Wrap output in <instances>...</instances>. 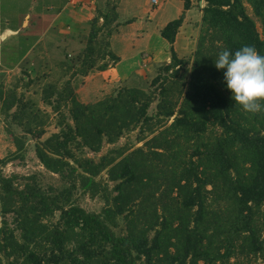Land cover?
<instances>
[{
	"label": "trees",
	"instance_id": "obj_1",
	"mask_svg": "<svg viewBox=\"0 0 264 264\" xmlns=\"http://www.w3.org/2000/svg\"><path fill=\"white\" fill-rule=\"evenodd\" d=\"M247 1L264 33V0ZM184 2L186 8L192 3ZM106 9L93 16L77 60L68 58L66 68L65 59L60 62L64 76L70 73L63 85L49 82L43 88L44 102L59 114L58 131L42 138L40 108L14 92L4 103L5 112L37 138L42 164L65 184L46 188L36 174L8 176L0 168V264L4 257L7 264H215L238 248L263 254L264 113H247L235 104L224 70L214 65L225 48L251 45L264 55V35L245 0H206L204 32L191 66L172 45L171 60L158 67L149 88L121 85L86 102L78 97L75 77L120 58L110 47L117 4L108 1ZM183 21L184 13L169 20L162 36L173 43ZM103 30L107 38L100 37ZM155 101L156 110L149 112ZM136 127L144 141L129 151L114 148L99 159L77 152H99L105 141L116 142ZM212 127L216 133L208 138ZM8 131L16 149L0 155V165L23 157L27 148L25 134L10 126ZM19 177L24 185L16 183ZM78 188L102 195V209L77 203ZM56 212L59 218L49 220ZM7 213H13L14 226L3 218ZM120 216L126 221L123 233L114 229Z\"/></svg>",
	"mask_w": 264,
	"mask_h": 264
},
{
	"label": "crops",
	"instance_id": "obj_2",
	"mask_svg": "<svg viewBox=\"0 0 264 264\" xmlns=\"http://www.w3.org/2000/svg\"><path fill=\"white\" fill-rule=\"evenodd\" d=\"M191 1L190 7L186 8L184 0H158L157 3L152 0H115L119 16L110 36V47L120 58L105 69L77 75L83 79V84L75 85L78 97L86 102L95 101L121 85L136 86L131 84L138 81L137 78L147 81L155 76L158 67L171 60V46L174 45L179 53L186 49L184 44L191 43L188 35L197 28V22L202 21L206 0H198V10H195L196 1ZM37 4L38 0H0L1 68L14 70L26 63L35 72L47 64L54 70L60 69L64 54L59 49L69 43L76 51L83 33L88 37L94 7H101L94 6L95 0H39ZM182 13L184 21L171 43L162 36L161 28ZM29 37L32 38L26 39ZM10 39L13 43L17 39L16 42L26 44L23 48L15 44L19 51L22 50L16 59L4 51V44ZM50 50L56 52L53 57L49 56ZM68 51L71 54V50Z\"/></svg>",
	"mask_w": 264,
	"mask_h": 264
},
{
	"label": "rangeland",
	"instance_id": "obj_3",
	"mask_svg": "<svg viewBox=\"0 0 264 264\" xmlns=\"http://www.w3.org/2000/svg\"><path fill=\"white\" fill-rule=\"evenodd\" d=\"M109 1L110 4L116 3L115 0H95V5H101L100 8L94 7V14H92L91 19L93 16H95L99 11H106L107 9V2ZM196 1L195 10L199 9L198 0ZM245 4L247 6L248 12L255 18L257 26L261 33H263L262 28V22L261 19L255 15L252 6L250 3L245 0ZM39 5V0L38 4ZM157 7V5H155ZM35 12V11H33ZM175 12V9L171 12L170 15H172ZM176 15V14H175ZM196 18V17H194ZM100 22H102V18L100 19ZM197 22V28L191 30L190 34L188 35V39L191 40V43H188L186 46V49L180 50L181 52L178 54L180 56H184L189 58V66H191L193 57L195 54V50L198 47V43L200 40V35L204 32V27H202V22L199 24ZM91 28V22L89 24V30ZM105 30L100 32V37H106L107 35L104 33ZM264 35V33H263ZM20 36V35H19ZM17 36V37H19ZM22 36V35H21ZM32 37L26 38L31 39ZM17 39H15L14 43L12 39L9 41H6L4 44V51L10 53V58L16 59L22 52L18 50V47H16L15 44H20L21 47H25L26 44H21L16 42ZM87 37L86 34L83 33L82 36V45L78 44V47L75 49L76 51L72 50L73 46L71 44H64L60 49L59 52L64 56L62 57L65 59V68L68 67V58L73 61L77 60V56L80 52L84 51V48L86 46ZM182 46V48H185ZM57 50V48H54ZM71 50V54H69ZM161 49V47H160ZM12 53V54H11ZM14 53V55H13ZM49 56H54L56 52L48 51ZM48 55V54H46ZM163 55V54H162ZM149 56V54H148ZM108 60L110 57H106ZM102 62V61H101ZM112 62L111 59H109V63ZM47 63V62H46ZM51 65L47 64L44 66V69H40L39 71L31 70V66L26 65V63H23L21 67H18L14 70H6L0 67V155L1 156H11L10 154L16 149V144L14 141L13 135L8 131L9 126L13 128L19 135L25 134L26 136V150L24 152L23 157H12L3 165H0V168L5 175H12V174H19L20 176L23 175H29V174H36L37 179L39 180L40 184H42L43 187H49L50 185H53L56 189H61L63 185L65 184V179L58 173L52 172L48 170L40 161L36 154V142L37 138L32 133H25L24 125L20 124L16 119L13 118L11 114H7L4 110V103L10 100L13 97V94L21 96L23 101H28L29 103L33 102L34 105H32L33 108H40L41 110V118L45 122V128L46 132L42 136V138L47 137L54 131H58L60 129V125L58 123L59 120V114L53 110L52 106L44 102L42 98L43 94V88L49 83L54 82L58 86H62L63 82L66 77L70 76V73L68 72L67 75L64 76V72H62V68L56 69L52 71ZM50 68V71L47 69ZM54 68V67H53ZM93 71H96L94 69ZM92 72V71H91ZM152 78L147 79H141L137 78L138 81L134 80L132 81L131 85H138L145 88H149L150 81ZM75 85H81L83 84V79L80 76H77L73 82ZM118 89V88H116ZM112 90V89H111ZM14 92V93H13ZM115 92V90L113 91ZM109 94V93H108ZM107 95V94H106ZM105 96L102 95L101 98ZM6 98V99H5ZM156 104L157 102H153L152 105L149 108V112H154L156 110ZM17 109V104L13 105L10 109V112H13ZM63 109L66 111L68 120L72 121L69 114L68 106H63ZM24 124H26L27 120L26 118L22 119ZM216 133V129L212 127L210 130L207 131L206 136L208 138L212 137ZM142 133L139 131V127L127 130L123 133V135L117 139L116 142H107L105 141L103 143L102 149L99 152L92 151L88 147H84L83 149L77 150V152L83 156H90L95 159H99L100 155L103 153H106L110 151L111 149L118 148V147H126L128 151L138 145L143 144L144 140H140L139 136ZM103 178H107V173L104 171L101 175ZM25 179L23 177H19L16 179L17 184L24 185ZM110 184L112 185L113 182L110 181ZM210 188V185L209 187ZM74 199L77 203L81 204L82 206L86 207L89 210H95L100 211L105 204V200L102 197V195H90L88 192H84L81 188H78L74 191ZM211 200V198H210ZM264 206V205H263ZM211 207H216V204L213 202L211 204ZM59 213L56 212L54 215H52L49 220L54 221L57 220L59 217ZM5 219L8 220V224L11 226H14V220H13V213H7L4 215ZM2 224V217L0 218V225ZM116 232L123 233L126 232V221L123 216L119 217V225L117 227H114ZM17 232H19L17 230ZM4 264H7V258H3ZM215 264H264V253L263 254H253L249 253L247 249L241 250L238 248L234 253H232L227 259L224 261L222 259H219Z\"/></svg>",
	"mask_w": 264,
	"mask_h": 264
},
{
	"label": "clouds",
	"instance_id": "obj_4",
	"mask_svg": "<svg viewBox=\"0 0 264 264\" xmlns=\"http://www.w3.org/2000/svg\"><path fill=\"white\" fill-rule=\"evenodd\" d=\"M214 65L224 70V82L235 104L247 113H264V55L251 45L234 52L225 48L217 54Z\"/></svg>",
	"mask_w": 264,
	"mask_h": 264
},
{
	"label": "built area",
	"instance_id": "obj_5",
	"mask_svg": "<svg viewBox=\"0 0 264 264\" xmlns=\"http://www.w3.org/2000/svg\"><path fill=\"white\" fill-rule=\"evenodd\" d=\"M154 3H157L158 2V0H152Z\"/></svg>",
	"mask_w": 264,
	"mask_h": 264
}]
</instances>
